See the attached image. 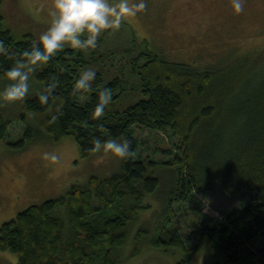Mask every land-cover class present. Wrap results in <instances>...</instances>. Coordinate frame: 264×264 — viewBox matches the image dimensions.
<instances>
[{"label": "trees", "instance_id": "16d2710c", "mask_svg": "<svg viewBox=\"0 0 264 264\" xmlns=\"http://www.w3.org/2000/svg\"><path fill=\"white\" fill-rule=\"evenodd\" d=\"M4 2L0 0V8ZM36 39L30 33L17 36L0 11V40L9 48V53L0 54V79L6 78L4 72L16 54ZM142 55L145 61L133 68L141 80L136 91L141 97L135 101L122 105L123 98L136 93H124L118 76L103 83L99 73L90 92H74L86 60L83 53L65 48L37 71L35 93L16 102L11 112L0 110V141L15 119L25 123L21 137L9 143L12 150H23L36 140L56 144L72 137L82 158L94 154L89 149L95 138H127L134 152L120 161L118 172L103 179L93 175L88 184H74L65 194L30 205L3 222L0 250L14 255L16 264H122L121 252L132 245V223L141 210L151 207L146 197L159 191L162 213L152 233H135L129 257L138 256L143 245L186 256L204 247L213 264H264V241L257 245L264 237V85L246 83L254 67L243 63L251 57L223 69L200 70L169 62L149 49L137 57ZM53 81L58 86L49 103L42 104L39 97ZM104 87L112 90L113 99L105 115L96 118L94 109ZM134 128L170 132L177 138L175 149L162 151L169 154L165 160L142 158ZM162 168L170 172L166 189L164 184L159 189L156 175ZM215 183L231 196L245 192V204L213 225L181 234L175 205L196 197V191H212Z\"/></svg>", "mask_w": 264, "mask_h": 264}, {"label": "rangeland", "instance_id": "374dc122", "mask_svg": "<svg viewBox=\"0 0 264 264\" xmlns=\"http://www.w3.org/2000/svg\"><path fill=\"white\" fill-rule=\"evenodd\" d=\"M232 2L146 0L147 8L144 11L126 18L119 29L106 30L99 37L98 47L83 53L86 62L79 67V74L91 68L101 75L103 83L120 77L124 93H136L131 98H123L124 105L141 97L136 92L141 80L133 68L145 61V56H137L149 49L169 62L185 63L200 70L223 69L236 60L250 56L251 59L243 64L246 68L253 66L254 70L249 73L250 79L246 83L262 86L264 0H244V11L239 14L234 12ZM50 3L51 0H5L0 11L6 25L17 36L30 33L38 38L48 26ZM6 84V78L0 79V89ZM37 89L33 78L30 94ZM14 104L0 101V110L11 112ZM24 127L22 120L15 119L5 140L0 141V225L30 205L65 194L74 184H88L93 175L103 179L120 170L121 160L110 154L94 153L87 158L80 157L77 142L72 137H66L56 144L36 140L23 150H12L9 143L21 137ZM132 133L137 139L142 158L149 156L155 161L168 159L169 154L162 151L171 152L177 144V138L170 132L156 133L146 128H136ZM46 152L58 155L59 162L45 159ZM156 173L160 180L159 189L162 184L165 189L169 187V170L162 168ZM160 194L161 191L146 197V203L151 207L141 210L132 223L129 235L132 245L121 252L122 264H173L186 257H189L190 264H213V258L204 247L196 254L186 256L179 251L168 253L143 245L138 256H128L139 229H145L149 234L153 232L162 213L158 208L162 201ZM247 198L245 192L228 195L217 183L210 192L196 191V197L191 196L188 201L175 205L180 233L186 235L201 226L215 224L218 219L224 218L227 211L244 205ZM64 210V207H60L58 211ZM261 241H264V237L257 241L258 247L262 246ZM0 264H16V257L0 250Z\"/></svg>", "mask_w": 264, "mask_h": 264}, {"label": "clouds", "instance_id": "9594fccd", "mask_svg": "<svg viewBox=\"0 0 264 264\" xmlns=\"http://www.w3.org/2000/svg\"><path fill=\"white\" fill-rule=\"evenodd\" d=\"M236 14L244 11V0H233ZM147 8L146 0H51L48 9V26L31 47L22 53L4 72L7 84L0 89V101L7 103L24 102L30 96L31 81L38 70H43L49 62L65 48L87 53L98 47L99 37L106 30H116L128 17H134ZM9 53V48L0 40V54ZM96 71L89 68L82 72L74 83V92L83 95L92 90ZM58 86L57 81L49 83L39 99L48 104L49 98ZM113 92L104 87L99 91L94 117L101 118L111 105ZM89 151L106 153L120 160L134 155L131 141L127 138L102 140L95 138ZM45 159L59 162L60 157L44 153Z\"/></svg>", "mask_w": 264, "mask_h": 264}]
</instances>
